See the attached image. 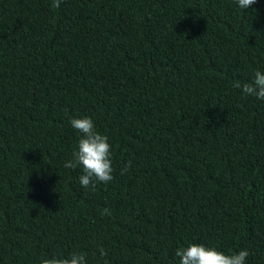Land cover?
Listing matches in <instances>:
<instances>
[{"label":"trees","instance_id":"1","mask_svg":"<svg viewBox=\"0 0 264 264\" xmlns=\"http://www.w3.org/2000/svg\"><path fill=\"white\" fill-rule=\"evenodd\" d=\"M52 2L0 0V264H264V100L234 87L264 72V0ZM84 116L112 148L95 190L64 167Z\"/></svg>","mask_w":264,"mask_h":264},{"label":"clouds","instance_id":"2","mask_svg":"<svg viewBox=\"0 0 264 264\" xmlns=\"http://www.w3.org/2000/svg\"><path fill=\"white\" fill-rule=\"evenodd\" d=\"M256 0H237L241 9L251 7ZM60 0H53L52 6L58 8ZM234 87L241 89L245 96H254L264 100V72L257 70L250 83L241 84L236 82ZM70 125L82 135L78 140L73 159L65 162L64 167L82 169L79 181L82 187H91L95 190L97 182L107 184L114 179L112 166V148L108 142V136L96 130L95 124L90 117L72 118ZM131 161H128L121 174L128 171ZM102 214H111L108 208L102 209ZM101 257L107 256L103 247L99 249ZM175 255L179 257V264H246L249 252L241 249L239 252L226 254L213 247L191 243L186 247H179ZM39 264H87L85 254L73 252L67 257H44ZM107 264V261L105 262Z\"/></svg>","mask_w":264,"mask_h":264}]
</instances>
